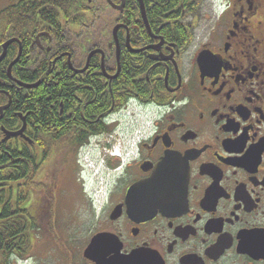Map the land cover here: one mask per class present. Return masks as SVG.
<instances>
[{
    "label": "flooded vegetation",
    "instance_id": "flooded-vegetation-1",
    "mask_svg": "<svg viewBox=\"0 0 264 264\" xmlns=\"http://www.w3.org/2000/svg\"><path fill=\"white\" fill-rule=\"evenodd\" d=\"M142 1L0 0V264H264V0Z\"/></svg>",
    "mask_w": 264,
    "mask_h": 264
},
{
    "label": "rangeland",
    "instance_id": "rangeland-1",
    "mask_svg": "<svg viewBox=\"0 0 264 264\" xmlns=\"http://www.w3.org/2000/svg\"><path fill=\"white\" fill-rule=\"evenodd\" d=\"M208 3H209V1H208ZM204 6H206V4ZM203 13L206 14L205 11ZM198 36H199V31H198ZM193 51L194 50H192L191 53ZM92 165H93V163L90 161L85 163L84 169L82 168V172H81V177H80L81 182H79V183L85 182L87 188L94 189L95 187L96 188L98 187V184H99L98 181L100 182V175H101L100 171H102V170H100V169L96 170V168ZM47 182H48V180H47ZM73 183L74 182L67 181L65 184L60 185L62 190L59 191L57 194V196L59 198L58 199V206H59L58 211H60V209L61 210L63 209L62 211L66 212L67 214L71 213L72 209H71L70 203H71V199L73 198L72 187L75 186Z\"/></svg>",
    "mask_w": 264,
    "mask_h": 264
},
{
    "label": "trees",
    "instance_id": "trees-1",
    "mask_svg": "<svg viewBox=\"0 0 264 264\" xmlns=\"http://www.w3.org/2000/svg\"><path fill=\"white\" fill-rule=\"evenodd\" d=\"M156 1L159 2L160 0H159V1L156 0ZM166 3H167L166 0H165V1L163 0L161 6L164 7V6L166 5ZM159 7H160V6H159ZM156 11H157V10H156ZM162 14H164V13L162 12ZM3 15H4V13H0V22H1V19H2ZM157 16H158V17L161 16V9L159 10ZM16 17H17V16H16ZM16 17H15V18H16ZM15 18H14V19H15ZM152 25H153V24H152ZM39 97H40V94H36L35 96H33V97L30 99V100H31V105L33 106V109H35L36 107L40 106V104H39V100H38ZM9 176H10V178H9L8 180H10V181H12V180H16V179H17L16 173H15L14 171H12V173L9 174ZM34 185H35V184H34ZM4 196H5V198L13 199V198H12V195H11V190L8 191L7 194H5ZM9 213L12 214V213H14V211L10 210ZM19 229H21V227H20V226H17V225H14V226L10 227L9 230H11V231L5 233L2 237H0V245L3 246V247H5L6 244H4V243H5L6 241H8L9 239H11L12 234H13L15 231H18ZM21 230H23V229H21ZM5 248H6V247H5ZM1 253H2V254H5L4 252H1ZM2 254H0V257H3Z\"/></svg>",
    "mask_w": 264,
    "mask_h": 264
},
{
    "label": "water",
    "instance_id": "water-1",
    "mask_svg": "<svg viewBox=\"0 0 264 264\" xmlns=\"http://www.w3.org/2000/svg\"><path fill=\"white\" fill-rule=\"evenodd\" d=\"M140 3H141V10L143 11V15H145V9H144V5H143V1L140 0ZM147 25H148V23H147ZM11 43H12V42H10V43L8 42V43H6V45L3 46V48H4V56H5V53H6V50H7V46H8L9 44H11ZM4 56H3V57H4ZM203 58H204V55L201 54V55H200V58H199V60H198V61H199V64H201V65H202V63H203ZM142 185L144 186V184H141L140 186H135V187L131 188V191H130V192L132 193L133 191H137V190H139L140 187H141ZM131 193H130V194H131ZM95 242H97L96 239L92 242V245H93ZM90 249H91V246H90ZM90 249H89V250H90ZM89 250L87 251V253L89 252ZM87 253H86V254H87Z\"/></svg>",
    "mask_w": 264,
    "mask_h": 264
}]
</instances>
